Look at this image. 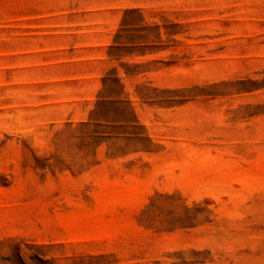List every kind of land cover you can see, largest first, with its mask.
<instances>
[{"label":"rangeland","instance_id":"rangeland-1","mask_svg":"<svg viewBox=\"0 0 264 264\" xmlns=\"http://www.w3.org/2000/svg\"><path fill=\"white\" fill-rule=\"evenodd\" d=\"M0 264H264V0H0Z\"/></svg>","mask_w":264,"mask_h":264}]
</instances>
